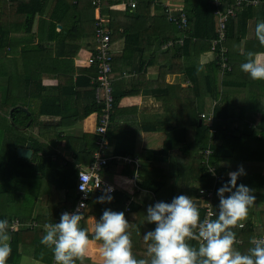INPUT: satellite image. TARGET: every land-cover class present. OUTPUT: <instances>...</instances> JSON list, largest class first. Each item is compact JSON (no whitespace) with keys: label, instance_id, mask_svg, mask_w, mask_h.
Wrapping results in <instances>:
<instances>
[{"label":"trees","instance_id":"16d2710c","mask_svg":"<svg viewBox=\"0 0 264 264\" xmlns=\"http://www.w3.org/2000/svg\"><path fill=\"white\" fill-rule=\"evenodd\" d=\"M92 1L0 0V62L6 66V58L8 57L10 66L9 70L8 68L0 69V131L5 130L9 136L3 147L0 148V220L7 219L10 225L13 220H18L20 223L16 231L9 230L12 252L6 264H18L22 255H29L34 260L40 261L52 254L51 250L40 244L44 235L43 225L45 223H58L62 213L74 208L78 199L76 189L78 169H76V165L90 163L96 148V135L91 134L82 133L76 138H69L62 132L58 133L54 130L48 134H41L45 138L44 142H40L31 136L24 137L21 133L18 134L15 141H12L13 138L10 137L16 132L12 126L22 127L23 130L33 125L41 126L42 122L39 121L41 117L57 118L58 122H56L55 128L68 129L73 128L87 116L100 113L101 107L95 97L97 87L96 66L81 68L75 67L74 64V58L79 49L84 46V41L87 40L85 45L90 43L96 45L94 35L95 13ZM106 1L111 7L129 0ZM136 1L137 5L131 12L129 7H125L123 11L107 8L101 11L102 15L110 18L112 31L110 45L113 46V43L119 39L124 41L123 57L130 54L133 56L134 52L143 54L148 45L153 49H158L160 45L175 37L173 29L176 27L171 23L166 24V18L158 4L159 0L158 3L157 0ZM180 1L184 5L183 12L187 19L186 34L188 38L185 40L184 46L172 48L178 53L172 57L176 60L182 56V50H190L193 43L195 46L207 43L210 49L209 42L211 44V41L216 38L217 25L216 9L210 0ZM234 1L228 0L227 5H233ZM262 1L263 3L259 7H241L236 10L235 16L227 24V37L223 42L225 49L228 48L229 40L236 33L243 34L247 19L251 21L254 20L253 16H264V0ZM152 6L155 8V14L158 15L155 16L154 27L147 29L145 19L150 15ZM57 25L62 26L60 31L57 30ZM154 41H157V45L151 43ZM239 41L240 38L237 37V42ZM253 51L262 52L264 47ZM224 56L227 58V63L230 64L231 53L226 50ZM214 62L210 63L213 66L212 72L203 78L198 76L195 67L193 70L185 71L187 73L192 70L190 72L193 73V77L189 79L191 89L195 92L190 88L177 87L176 89V86H173L177 90L176 94L179 101L182 99L181 102L178 101L173 104L174 108L170 107L173 101L170 100L169 89L166 86L161 92L157 91L160 92V95L153 88L151 94L156 98L163 97L164 113L173 112L172 115L177 118L174 119L173 123L163 121L160 127L152 128L154 130L161 128L158 131L169 134L163 143L162 150H157L153 154L160 155L163 153L168 156L174 148V157L188 159L187 167L190 168V171L186 174L190 178L187 181L181 180V185L186 187V195L192 197L198 195L202 189L212 190L213 196L210 204L212 211L216 212L218 209L216 203L219 200L217 191L229 180L228 170L219 167V164L221 162L251 161L260 153V150L250 151L247 143L252 138L256 140L258 133L255 130H251L249 134L244 133L250 122L248 120L245 123L228 120L230 112L228 105L215 108L214 116L217 120L214 123L215 133L213 135L208 133L204 123H199V111L202 110V107L197 103L196 95L204 94L202 99L206 95L211 98L219 95L216 85V72L222 73V70L220 65L216 61ZM170 65L171 63L164 66L163 72H161L162 80L165 79L166 75L175 73ZM111 67L112 72H115L117 66L111 64ZM225 73L224 78H227L226 75L232 74V69L229 72L225 71ZM74 75L77 76L75 79ZM45 79L47 81L52 79L55 84L46 86L43 84ZM202 79L205 81V87L200 83ZM133 81H137V79ZM225 82L223 80V84ZM222 89L225 93L227 92L224 85H222ZM132 94H136V92L132 89L124 90L120 81L114 83L113 109L106 137L110 147L114 148L115 154L126 155L133 152L134 143L130 144L129 152L126 149L128 147L126 144L122 147L115 145L117 128H123L117 123L118 117H123L126 112L133 110L124 112V110L117 109V106L123 97ZM190 98L196 103L192 107L190 106V110L187 112L185 105L187 99L190 100ZM167 99L170 100L168 103ZM242 109L245 114L251 112L250 107ZM235 125L237 129H234L233 126ZM146 129L151 131L150 127ZM258 132L264 133V121H261ZM62 139L67 140L66 149L71 154L72 162L65 163V158L55 150L57 141ZM27 141L31 147L33 145L32 157L30 159L19 158L16 147L18 144H24ZM207 148L212 151L209 157V165L215 168L214 173L219 179L206 172V164L202 163V152ZM113 166H115L114 162H110V172H112ZM124 168V173L132 172L131 167L124 166ZM159 171L161 170L144 166L138 174L141 187L152 190L156 196L160 192L159 189L157 192L156 187ZM164 178L169 182L175 177L168 179L164 176ZM239 179H237V183ZM256 185H258L256 188L264 187V179L256 181ZM54 190L60 191L61 196H54ZM94 193L98 192H93L90 198ZM99 194L101 193L99 192ZM99 194L96 195L95 205L92 207L97 221L105 209L122 212L125 202L123 196H119L115 192L108 195L112 199L117 197V200L110 205V202L99 203L98 199L101 197ZM101 195L108 197L104 194ZM258 196V193L255 194L256 198ZM150 200L151 198H145L143 201L145 207L150 206ZM37 201L42 202L43 206H40L43 207L44 211L34 215L36 220L34 222L32 214ZM171 201L168 200L169 203ZM141 204L132 203L131 211L123 213L129 223L128 232L133 244L134 257L136 259H148L146 255L147 245L143 240V235L154 230L155 225L146 223L144 216L147 214V209L144 210ZM23 205H28V207L20 209ZM26 210L29 212L25 213ZM33 223H37L38 226ZM235 231L237 233L236 238L245 240L235 244V247L240 252L246 253L252 246L249 242L251 238L264 237V210L260 213L257 225L249 219L242 229L237 228ZM190 243L195 246L196 242Z\"/></svg>","mask_w":264,"mask_h":264},{"label":"crops","instance_id":"0c3cea01","mask_svg":"<svg viewBox=\"0 0 264 264\" xmlns=\"http://www.w3.org/2000/svg\"><path fill=\"white\" fill-rule=\"evenodd\" d=\"M159 1H157V3L159 2L158 4L162 8V12L166 18L165 19L166 24L171 23L176 27V29L175 28L173 29L175 35L174 39L173 38L169 39L167 42L160 45L158 49L157 48L153 49L148 45L145 53L142 54L139 52H134L133 56L132 54H130L129 56L126 57L122 56V52L124 48V41H122V39L116 40L113 43V46L111 45V49H112L111 54L113 58L112 64L117 66L115 72H113L112 87L114 83L120 81L122 83V88L124 90L132 89L134 90V92H136V94L123 97L118 103L117 109L119 110H124V112L131 109L133 110L131 112L129 111L126 112L125 116L123 117H118L117 123L119 126H122L123 128L122 129L117 128L118 131H117V135H115L116 138L114 136L116 141L115 145H120L122 147L124 144H126L128 146L126 148L128 149V152L130 150V144L134 143V146H132L133 152L131 154H126V155L115 154L113 152L114 148L110 147L109 140L107 139L109 145L107 155L114 157L115 156L131 157L135 159L136 164L127 166L132 168V172L130 173L127 172V174L123 172V169H125L123 165H118L115 163H114L115 166H113V168L111 169L112 172H110V168H109L110 165H109L103 170L102 173L103 175H106L105 178L102 176L104 182L114 186V188H116V191L114 192L117 193L119 196H123L125 198V202L122 208L123 209L122 212L124 213L131 211L130 208L132 207L131 205L132 203L141 204L143 203L145 198L148 199L151 198L149 204L154 205L157 202L169 203L168 200H172L176 196L186 195L185 192L186 187L184 185H181V180L187 181L190 178V176L186 174L190 171L189 170L190 168L187 167L188 159L186 160V159H180L174 157V152H173L174 148L169 152L168 156H166L163 153H160V155L153 154V152H156L157 150H162L163 143L169 137V134L162 131H158L161 130V128H158V130H154L152 128L160 127V124L163 121H168L170 123H173L174 119L177 118H174V116L172 115L173 112L164 113L163 111L164 98L153 97L151 92H152V88L156 92L157 91L161 92L163 88L166 86L169 89L170 100L173 101L171 106L168 104L167 105L174 108L173 104L179 101L176 94L177 87L191 89V83L189 78L193 77V73L190 71H192L195 67L198 76L200 78H203L204 76L212 72L213 66L210 63H215L214 57L210 52L207 43L198 44L196 46L193 43L191 45L190 50L188 49L182 50L181 53L182 56H180L179 59L176 60L172 58L175 56V54L176 55L178 54L177 51L175 49L172 50V48L174 46H179V47L184 46L185 40L188 38L186 34L187 24H185V28L182 30L181 28H179V26L176 23L171 22L167 17V9L170 10L171 12L174 11L183 12L184 5L183 2H181L180 0H159ZM124 9L125 7L122 5L118 6V8H114V9L112 8V10H119V11H123ZM131 11L132 10H130V12ZM157 15H158L157 13L155 14L154 6H152L150 15L145 19V26L147 29H152L154 27L155 16ZM253 17L254 20L251 21L250 19L246 20L245 22L246 29L243 32V34L242 35L237 34L235 31L236 35L229 40V45L227 44L229 49L226 48V50H228V52L231 53L232 58L230 60V64H228L230 70L227 71L221 68L222 73L216 72L217 74L216 85L219 95L214 98H211L206 95V97L203 99L202 97L204 94L199 96H197L196 94L195 95H196V99L198 100L197 103H199V106L202 107V110L199 111L200 112L199 115L211 114L214 117V123H215L217 120L215 119L214 116L215 108L221 105H228L231 107L230 112L228 114L229 116L228 120L239 121L241 123H245L246 120H248L250 122L247 130H245L244 133L249 134L251 130H255L258 133L256 135V140L252 138L251 140H249L250 144L248 145L250 151L253 150V152H255L256 149L260 150V153H258V155L253 159V161L256 164L257 171L255 170V172H252V174L249 173L245 162H232V163L221 162L219 164V167L227 169L228 173L237 171L238 168L240 167L243 168L244 175L238 177L240 179L237 183V186H239L240 184L249 186L250 189L253 191V194H257V193L259 194V196L255 200L254 206L249 210V215L247 220L244 221L243 223L244 224L247 223L250 219L255 225H257L259 223L260 213L261 211L264 210V187L260 186V188H256L258 187V185L255 184L256 181H262L264 179V146H262L264 144V138H263L264 133L258 132V130L260 129L261 121H264V82L261 81L253 82L251 79H249V77L246 74H244L240 70V65L245 62L246 53L249 51L254 52L253 50L262 48L259 42L255 38L254 28L257 21L264 20V16L263 17L253 16ZM61 29H59L57 25V30L60 31ZM175 30H177L178 32ZM237 37L240 38L239 42H237ZM86 41H84V45ZM254 42H258V43H254ZM151 43L157 45V41ZM209 46H210V42H209ZM89 50L90 47L86 49L83 46L79 49V51L77 52L74 58L75 67H81V68L90 67V65L87 62L88 58L91 55V52ZM254 53H258L259 54L258 58L264 61V51L254 52ZM169 63H171L170 68L175 73L166 75L165 79L162 80L161 72H163L164 66L168 65ZM188 69H192V70H189L187 73H185V71H187ZM231 69H232V74L226 75L227 78H224L226 74L225 71L229 72L231 71ZM76 77L77 76L74 75V79ZM134 79H137V81H133ZM223 80L226 81L225 84H223ZM54 82L55 81L52 79H49L48 81L45 79L43 84L49 86V85H54L55 84ZM200 83L203 87H205V81L203 79L200 81ZM222 85H224L227 88L226 93L223 91ZM173 86H176V89L173 88ZM191 90L194 91L193 89ZM160 92L157 93L160 95ZM170 100L167 99V103ZM192 100L193 99L190 98V100L187 99L186 101L185 107L187 106L186 108L187 112L190 110V106L192 107L196 103L195 100L193 101ZM181 101L182 99L179 102ZM205 106L206 108L210 106L209 107L210 110H208V112L204 108ZM247 107L251 108V112L245 114L242 108H247ZM98 114L99 113H93L87 116L86 118H84L80 123L75 125L73 128H68V129H62L58 127L55 128L58 119L47 118V117H41L39 119V121L42 122L41 126L33 125L30 128H25L26 130H23L24 128L22 127L17 128L16 126L15 127L12 126L16 131L13 133V137H14L13 141H15L18 134L21 133L24 137L31 136L35 139H38L40 142H44L45 138L41 134L43 133L48 134L53 132L54 130L58 131V133L62 132L64 135L69 136V138H76L80 136L82 133L95 135L94 131L96 125L98 124ZM147 127H150L151 131H147L146 129ZM233 127L235 129L237 126L235 125ZM27 143H29V141L25 142L24 144H18L16 150L20 146L25 147ZM66 144H67V140L62 139L57 141L55 147L56 152L65 158V163H67L68 161L72 162L71 154L67 152ZM251 146H253L252 149ZM32 147L31 150L33 149ZM93 154L90 163L84 165L78 164L76 165V169H78V171L84 170L88 166H90L93 162ZM237 163H242V164L240 166H236L235 164ZM144 166L161 170L158 172V177L156 180L157 192L158 189L160 191L157 196L154 194L152 190H148L145 189L144 187L143 188L141 187L142 185L138 174H140L139 170H141V168ZM164 176L168 177V179L171 177H175V178L171 179L168 182L167 179L164 178ZM100 193L106 196L110 195L102 192ZM97 194H99V192L94 193L89 199L85 213V220L81 225L82 228L88 231L90 238L93 235L92 229L94 226V222L96 220L92 207L93 205H95L94 200L96 199ZM101 194H99V196H103ZM191 198H193L197 204H200L199 205L200 218L202 221L204 219V209L202 208L201 196L196 195V196H192ZM116 200L117 197L111 199L110 205L113 204V202H115ZM216 204L218 207L219 200ZM141 206L144 207V210L147 209L146 207H148V206L145 207L144 203L141 204ZM42 211H44L43 207H41L40 204H36V207L34 208L33 211L34 213L32 214V220L34 222H36L34 215ZM69 211L70 210L66 212ZM35 225L38 226L37 223H35ZM238 229H242V228H238ZM236 239L238 240V238ZM24 256H28V255H22L18 264H36V262L38 261V260H34L30 256L29 258ZM38 262L39 264H54L53 255L52 254L47 255L45 259L43 258ZM77 264H79V262H77ZM83 264H102L98 245L94 243L89 244Z\"/></svg>","mask_w":264,"mask_h":264},{"label":"clouds","instance_id":"9594fccd","mask_svg":"<svg viewBox=\"0 0 264 264\" xmlns=\"http://www.w3.org/2000/svg\"><path fill=\"white\" fill-rule=\"evenodd\" d=\"M254 35L264 47V20L256 22ZM258 57V53L247 52L240 70L253 82H264V61ZM241 175L242 167L228 173V183L217 191V211L208 212V218L202 221L199 204L187 195L176 196L171 203L148 206L145 221L155 225L154 230L143 235L148 259L134 257L129 223L123 212L105 209L95 220L90 238L80 226L83 205L72 213H62L58 223H45L40 244L51 250L54 264H83L88 246L93 243L99 247L102 264H264V238H251L252 246L246 253L235 247V229L244 227L256 200L248 186H237ZM111 199L101 196L98 202ZM9 230V221L0 220V264H6L12 252ZM190 242H196L195 246Z\"/></svg>","mask_w":264,"mask_h":264},{"label":"built area","instance_id":"2783aa9c","mask_svg":"<svg viewBox=\"0 0 264 264\" xmlns=\"http://www.w3.org/2000/svg\"><path fill=\"white\" fill-rule=\"evenodd\" d=\"M215 3H218V0H214ZM224 1V0H223ZM238 5L241 4V0H237ZM256 2H247V4H255ZM219 4V3H218ZM92 5L94 6V35L96 45L94 46L95 52L90 55L88 58V62L91 65L96 66L97 68V76L95 77L97 87H96V101L101 106V111L98 114V124L95 128L96 135V149L93 154V162L90 166H88L84 170H79L77 174V184L76 189L78 192V199L76 205L73 209L69 211L72 213L77 210L81 205L80 211L83 213V219L85 218V210L87 209L88 202L90 199V195L93 192H102L106 194H111L116 191L114 186L109 183L104 182V179L101 177V172L110 165V162H114L118 165L123 166H131L135 165V159L131 157H118V156H110L107 155V151L109 149L108 140H107V129L110 124V115L113 109V72L111 64L113 62V58L110 54L111 45L110 38L112 31L110 29V18L108 16H104L101 14L103 1L102 0H93ZM129 7L130 10H133L137 3L135 0H129L128 2L122 1V3H118L111 8H118V6ZM232 14L231 9H227L225 12L221 10L216 11V16L218 17V38L213 40L210 44L211 52H219L221 54V61L219 63L220 67L225 70H230V67L227 63L226 58L223 55L225 51L223 49V42L225 40V22L227 17ZM167 17L168 19L176 23L179 28L182 30L185 28L186 19L183 14L175 15L174 12H171L167 9ZM200 119L204 121L206 128L208 129V133L213 135L215 133L214 128V117L209 114H200ZM203 162L206 164V172L210 173L216 179H219L218 176L215 175V168L209 165V157L212 154V151L207 148L203 152ZM229 181V180H228ZM82 186V188H81ZM201 193H205V197L207 199L204 205V219L208 218V212H213L211 209V191H203L200 190ZM210 205V206H209ZM81 221V222H82ZM35 225V224H34ZM20 226L18 220H13L10 225L11 231H16Z\"/></svg>","mask_w":264,"mask_h":264},{"label":"rangeland","instance_id":"374dc122","mask_svg":"<svg viewBox=\"0 0 264 264\" xmlns=\"http://www.w3.org/2000/svg\"><path fill=\"white\" fill-rule=\"evenodd\" d=\"M103 1V7H102V11L104 10V8H107V9H109L110 10V5H108L107 4V1L106 0H102ZM136 1V0H135ZM158 1V0H157ZM136 3H137V1H136ZM94 7V6H93ZM94 46L95 45H92L91 43L90 44H86V45H84L83 47H85L86 49L87 48H89L90 47V52H91V54L92 53H94L95 51V48H94ZM207 47V46H206ZM8 58V57H7ZM9 60H7L6 59V62H7V64H6V66L4 65V64H2L1 62H0V69L1 70H5L6 68H8V70H9V62H8ZM88 62V61H87ZM88 64L91 66V64L88 62ZM211 104V103H210ZM209 107L210 106H208L207 108H206V106L204 107L206 110H207V112H208V110H210L209 109ZM231 108V107H230ZM200 118V117H199ZM200 122H202V123H204V121H202L201 119H200ZM236 135H237V133H236ZM8 134H7V132L5 131V130H2V131H0V148H2L3 147V144H4V142L8 139ZM11 138H13L14 139V137H13V135H11L10 136ZM13 139H11L12 141H13ZM250 144V141H249V143L247 144V145H249ZM247 145H244V146H247ZM253 148V146H251V149ZM256 162H259V161H256ZM246 163V165H247V168H248V171H249V173H251L252 174V172H255V170L257 169V167H256V164H255V162L253 161V159L251 160V161H247V162H245ZM242 163H237V164H235L236 166H240ZM109 168H110V166H109ZM257 171V170H256ZM103 173V171L101 172V177L103 176L104 178L106 177V175H103L102 174ZM255 184H256V182H255ZM250 188V187H249ZM254 189V188H253ZM203 191H211V193H212V195H211V197L213 196V191L212 190H204V189H202ZM255 190V189H254ZM51 193V192H50ZM53 194V193H52ZM198 195H200L201 196V201H202V208L204 209V205H205V203H206V201H207V199H206V197H205V193L203 194V193H201L200 191L198 192ZM255 195V194H254ZM54 196H61V192L60 191H58V190H54ZM31 200V199H30ZM36 204H40V205H42V202L41 201H37V203ZM200 205V204H199ZM43 206V205H42ZM11 207V206H10ZM13 207V206H12ZM28 207V205H23L20 209H24V208H27ZM29 212V210H26L25 211V213H28ZM85 213H86V210H85ZM213 218V217H212ZM84 220H85V218H84ZM84 220L81 222V225H82V223L84 222ZM37 231V230H36ZM258 238H263V237H258ZM241 242H244L243 240H240V239H236V243H241ZM250 242V241H249ZM24 257H27V258H29V255L28 256H24Z\"/></svg>","mask_w":264,"mask_h":264},{"label":"bare ground","instance_id":"6f19581e","mask_svg":"<svg viewBox=\"0 0 264 264\" xmlns=\"http://www.w3.org/2000/svg\"><path fill=\"white\" fill-rule=\"evenodd\" d=\"M210 1L212 2L213 7L216 9L215 10V16H216V11L218 9L221 10V11H223V12H225L227 9H231L232 10V14L227 17V20L225 22V40H226V37H227V24H228L229 20L235 16V12H236V10L238 8H241V7H243V8H248V7L256 8V7H259L263 3L262 0H241V4L238 5L237 0H235L234 3H233V5L232 4L231 5H227L228 4V0H224V1L223 0H218V3L219 4L218 3H215L214 0H210ZM254 1L256 2L255 4H247V2H254ZM174 12H175V14H178V15H181V14L184 15V12H182V11H174ZM184 17L186 19V16L185 15H184ZM216 22H217V25H216V38L215 39L218 38V17L217 16H216ZM223 49L225 50L223 52V55H224L226 53V49L224 47H223ZM210 52H211V50H210ZM211 53H212V55L214 57V60L219 64L220 61H221V57H220L221 54L218 51L215 54H214V52H211ZM226 60H227V58H226Z\"/></svg>","mask_w":264,"mask_h":264},{"label":"water","instance_id":"95a60500","mask_svg":"<svg viewBox=\"0 0 264 264\" xmlns=\"http://www.w3.org/2000/svg\"><path fill=\"white\" fill-rule=\"evenodd\" d=\"M58 28L61 29V26L58 25ZM102 105H100L101 107ZM201 123V122H199ZM17 156L19 158H23V159H30L32 156V150H31V144L27 143L25 147H18L17 150Z\"/></svg>","mask_w":264,"mask_h":264}]
</instances>
